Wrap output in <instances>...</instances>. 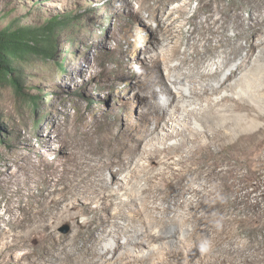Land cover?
I'll return each mask as SVG.
<instances>
[{
	"label": "rangeland",
	"instance_id": "obj_1",
	"mask_svg": "<svg viewBox=\"0 0 264 264\" xmlns=\"http://www.w3.org/2000/svg\"><path fill=\"white\" fill-rule=\"evenodd\" d=\"M54 19L66 24L56 30L55 56L51 59L37 56L21 64L24 92L34 100L27 101L11 87L0 86V264L68 263L65 257L78 235L77 227L67 220L60 222L56 217L59 209L77 203L81 197L82 205L73 212L80 213L78 222L83 224L95 218L94 208L102 202L90 203V199L82 198L81 192L68 189L82 176L78 167L84 159L99 164L105 181L112 182L109 193L114 194L115 203L110 212L115 211L114 208L129 207L120 204L123 194L127 197L130 193L142 192L134 207L142 208L143 216L154 214L163 218L160 211L154 212L152 207L144 209L142 204L147 201L150 205H162L159 190L149 193L153 182L159 180L154 176L162 167V158L159 156L156 166L137 178L131 179L132 171L139 172L142 166L151 167L154 145L160 148L177 145L182 139L193 136L191 129L197 131L205 127L196 123L195 118L184 115L182 119L178 117L173 129L170 128L171 120L167 118L170 115L163 114L164 108L159 107L166 97L158 82L159 75L166 77L174 89L172 79L177 72L170 68L180 62L185 51L193 53L195 43L202 49L208 38L212 39L211 44L220 38L227 42L238 30L243 37L237 42H245L248 48L255 47L254 56L261 49L264 51V0H0V29L9 25L41 28ZM238 24H243V28H238ZM213 29H220L218 37L213 35ZM178 53L180 56L169 58ZM222 59V53L208 52L201 59L199 71L214 70L215 61ZM261 62L264 63V57ZM204 81L211 82L208 78ZM187 88L193 96L204 91L202 82L190 83ZM212 93L213 98H218L229 92ZM200 101L202 103L194 107L206 108L205 99ZM169 109L172 111L173 106ZM154 113L164 115L160 125ZM187 121L189 136L160 140L166 130L172 132L186 126ZM164 122L169 124L162 127ZM202 141L203 150L197 157L201 162L204 160L206 166H214L223 156H236V152L224 149L219 143ZM188 146L180 151L171 149L175 156L169 161L175 162L187 155L192 144ZM263 152L264 145L259 144L249 148L241 160L229 159L231 166L238 168L234 175L221 176L217 171L227 164L217 163L215 172L206 168L198 179L189 182L184 178V189L178 192L188 199L184 207L170 216L180 217L185 210L189 211L194 198L209 192V197L202 200L204 204L195 209L201 220L200 230L194 231L190 224L180 225L174 243L147 237L148 232L162 229L161 225H156L142 233L144 239L135 241L131 245L134 250L129 253L152 256L154 245L172 247L183 241L191 245L195 236H201V252L207 253L210 232L205 229L224 225L226 229L219 231L220 241H226L223 245L243 246L242 251H233L231 255L264 264L260 255L264 246L257 244L264 240V235L256 233L260 230L264 234V227L259 223L264 218V162L260 159ZM214 155L219 158L216 160ZM121 167L124 169L119 171ZM113 171L118 172L113 175ZM191 186L196 187L197 192L190 189ZM65 196L68 199L62 201ZM246 212L258 219L245 222ZM111 221L103 225V230L106 229L103 235L115 229V221ZM121 222L129 226L128 219ZM87 226L90 227L78 237V247L94 226L102 228L97 222ZM137 227L140 229L141 224ZM64 234L68 236L61 240ZM229 238L231 241L227 242ZM227 252L230 253L228 248ZM76 254L72 255L73 260ZM114 258L111 263L118 264ZM103 259L98 263L110 264ZM87 262L90 260L82 264Z\"/></svg>",
	"mask_w": 264,
	"mask_h": 264
},
{
	"label": "bare ground",
	"instance_id": "obj_2",
	"mask_svg": "<svg viewBox=\"0 0 264 264\" xmlns=\"http://www.w3.org/2000/svg\"><path fill=\"white\" fill-rule=\"evenodd\" d=\"M237 27L243 28V24H238ZM219 30L213 29V35H216L215 37H218L221 33ZM238 31L239 32L235 34L234 38L231 39L229 37L231 40L227 42L225 38H220L217 43L211 44L209 42L212 39L208 38L202 49L197 48L198 45L195 43L193 44V48L195 49L193 53H187V51H185L180 59V62L170 68L171 70L177 72V74L172 79V83L175 86L174 89L169 86L166 77L159 75L158 82L163 86L162 93L166 95L164 102L161 103L159 107L161 106L164 108L163 114L170 115L169 117L167 116V118H170L171 120L170 128L176 126L177 124L175 123L177 122L178 117L182 119V116L184 115H186L187 118H195L196 123L198 122V124H201L205 127L204 130L197 131L191 129L190 134L193 136L182 139V141L177 145H166L162 148L154 145L150 154L151 167L142 166L139 168V172L137 170L132 171L130 176L131 179L137 178L139 174L149 170V168L156 166V160L159 158V156L162 158V167L154 176L159 180L157 182L154 181L152 187L149 189V193H152L154 189H157L161 192V195L159 196L160 200L162 201V205H150L147 201H143L142 204L144 209H149L152 207L154 212L160 211L162 214H164L163 218H158V216L150 213H148L150 215H147V217L143 216V209L134 207L133 204L138 202L142 192H133L127 197H125L126 193L123 194L124 197L121 199L120 204L123 206L129 205V207H121L120 209L114 208L115 211L110 212L111 207L115 203L113 198L114 194L109 193V189L113 186L112 182L109 183L105 181L106 177L100 173L101 169L99 164H91L88 159H84L80 161L79 164L81 165L78 167L82 176L80 179L78 178L74 180V183H72L68 189L71 190V192H81L82 198L84 197L90 199V203H93L94 201H97L98 203L99 200L102 202L94 208V212L96 214V216H94L95 218H91V221L84 222L83 224L78 222L80 213L73 212V209L82 205L80 203L81 197L77 199V203H73L67 207H61L59 212L57 211V219L60 222L67 220L74 223L75 228L77 227L76 230L78 233L76 239L73 237L75 240L71 244L72 246L70 251L68 250L67 253L65 252V260H67L68 263L62 262L63 264H82V262L87 261V259L90 260V263L87 262L88 264H95L98 263L102 258H105L103 260H107L108 263L110 262V264H112L111 259H113L116 255L117 258L114 259L116 260L115 262H118V264H254L253 259L246 258L245 256L240 257L239 255H231L233 251H242L243 246L236 248L234 246H227L228 244L226 246L223 245L226 241H220L221 237L219 236V231L222 232L226 229L227 226L224 225L219 227L211 226L207 230L205 229V232H210V242H208L209 247L207 248V253H204L205 250L203 253L201 252L203 248V246L200 245L202 240L200 239L201 236H195L196 238L194 237V242H191V245L187 241L183 240H181L183 242L180 244L177 242L176 245L172 247L164 246L157 248L153 244V257L151 255L146 256V254V257H140L142 254H131L133 249L131 245L137 240L139 241L140 239H144L143 237L145 236H142V233L144 231H148L150 228H153V226L161 225L162 229L158 232H148L147 237H155L156 239L163 240L168 239L172 242H174L173 240L177 231L176 229L180 225L186 227L190 224L194 226V231L196 229L200 230L201 220H199L197 217L198 215L195 212V209H197L198 205L203 203L202 200H205L207 197H209V192H203L199 198H192L193 200L190 202L192 206L189 208V211L186 212L185 210V213L180 217L170 216V214H174L178 208L184 207L188 199L185 198L184 194L178 192L179 190L184 189L183 187L185 184L182 183L184 178H188L189 182L198 179L200 175L205 172L204 169L206 168H209L211 171L215 172L217 169V163L227 164L225 168L217 171V173H219L221 176L226 177L230 174L234 175L238 171V168L234 165L232 167L230 164L232 161L229 159H239L242 155L247 154L249 148L251 149L255 146H258L259 144L264 145V63L261 62L262 58L264 57V51L261 49V51H258L259 53H256V56H254L256 49L255 47L248 48L245 42H237L239 37H243L242 31ZM208 52L214 53L216 55L222 53L223 59L220 61H215L214 65H216V68L214 70L199 71L201 59ZM175 56L180 55L178 53L171 55L169 58L174 59ZM156 62L158 63V61ZM205 78L210 79L211 82H205ZM201 82L204 91L202 93H198V95L195 94L197 100H193L195 96L190 94L193 92L191 89L189 90L187 86L190 83L201 84ZM221 90L227 91L229 93L218 98H213V95L211 96V91L215 93ZM204 99L207 102L206 108L198 109V107H194L195 104L202 103L200 100ZM228 103H231V105H228ZM170 106H173L172 111L169 109ZM155 111L157 112V110ZM155 116L159 121L158 125H160V121L163 119L164 115H159V113H156ZM188 121L186 122V126L183 125L177 129L175 128L172 132H167L168 130H166V132L163 133V136H161L162 138L160 140L164 142L171 137L179 135L186 137L189 136L186 132L189 130L190 125ZM167 123H165V125L161 124V126L165 127ZM185 132L187 133L186 135H184ZM203 139L207 140L209 143H219V146L224 147V149L231 151L232 153L236 152V156L235 154L227 155L228 159L223 156V159L217 160L219 155L216 158L215 153L214 156L217 160H215L216 164H214V166H206V164H203L205 163L203 162L204 160L201 162L199 160L200 157H197L199 152L203 150ZM189 144H192V148L187 153V155L181 156L175 162L169 161L175 156L174 153L170 152L171 149L180 151V149L186 147V145L188 146ZM260 159L262 162H264V152L262 153ZM239 160H241V158ZM123 169L124 168L121 167L119 171ZM117 172L118 171L114 172L113 175H116ZM211 182L213 181L211 180ZM190 189H193V191L197 192L196 187L193 188L191 186ZM82 194H84V196ZM66 199L68 198L65 196L62 201ZM244 214L246 216L243 220L247 223L251 221L255 222L258 219L257 217H254V215L251 216L247 212ZM207 215L208 214H206V216ZM125 219L129 220L128 227L124 226V224L121 222V220ZM111 220L115 221V224L113 223L115 225V229L111 230L109 234L107 232V235H103V232L106 230H103V225L108 224ZM93 222H97L99 225L101 223L102 228L94 226L90 231V235L84 240L83 245L80 244L81 246L78 247V237L83 234L84 230L87 229V225ZM259 223L262 225L261 228H263L264 218L261 222L259 220ZM138 224H141L140 229L137 227ZM156 228L157 227L154 229ZM256 233L264 235L260 233V230H258ZM67 236V234L61 235V240L64 238L66 239ZM121 237H124L125 240L121 241ZM230 241L231 238H229L227 242ZM257 244L264 246V240H259ZM227 248L230 253L227 252ZM121 249L122 252L119 253V250ZM258 249L259 247L256 248V250ZM76 252L79 254L77 255ZM74 254L77 255L75 260H73L74 257L72 256ZM260 255H263L264 258V250H260ZM52 257L53 256H51V258ZM154 259L156 260L150 263V261Z\"/></svg>",
	"mask_w": 264,
	"mask_h": 264
},
{
	"label": "trees",
	"instance_id": "obj_3",
	"mask_svg": "<svg viewBox=\"0 0 264 264\" xmlns=\"http://www.w3.org/2000/svg\"><path fill=\"white\" fill-rule=\"evenodd\" d=\"M62 25L66 24L54 19L41 28L9 25L0 29V86L7 85L25 100H34L24 92L21 64L37 56L43 59L54 57L57 51L56 30Z\"/></svg>",
	"mask_w": 264,
	"mask_h": 264
}]
</instances>
